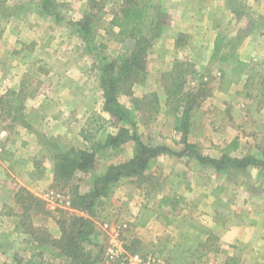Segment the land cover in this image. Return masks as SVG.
<instances>
[{
	"label": "rangeland",
	"instance_id": "rangeland-1",
	"mask_svg": "<svg viewBox=\"0 0 264 264\" xmlns=\"http://www.w3.org/2000/svg\"><path fill=\"white\" fill-rule=\"evenodd\" d=\"M37 1L0 0V122L6 131L0 159L4 156L10 160L7 164L0 162V194H8L12 185L16 191L24 181L42 195L48 206L27 214H22V209L18 212L2 206L1 210L11 212V217L6 226L0 222V264H23L28 255L22 249L23 239L59 237L61 222L74 215L93 221L91 243L84 241L82 246L92 254L100 250L96 264H119L118 260L105 259V250L115 234L125 252L157 254L170 264L172 252L168 249L176 240L177 230L224 229V202L197 201L195 191L211 179L226 183L233 192L238 182H253L263 169L249 166L241 172H212L198 161H191L186 170L187 159L176 152L184 150L185 143L181 132L174 131V117L180 114L176 109L180 112L186 102L194 100L185 134L186 142L194 146L191 150L219 157L226 145L236 140L232 156H261L264 0H153L160 21L159 34L148 49L144 74L128 93H120L118 100L130 110L134 130L145 143L164 145L174 151L169 148L171 152L162 153L165 162L157 163L159 155L154 157L141 177L122 178L107 202L100 208L92 207L91 213L71 206L75 194L89 191L94 178L109 164L128 160L133 154V141L124 143L116 153L110 148L98 149L93 169L77 172L67 181L49 178L52 149L89 145L82 131L86 135L95 134V141L116 131L97 119L106 114L102 110L99 84L101 59L112 61L123 44L131 48L133 41L125 38L120 42L100 28L96 41L89 45L91 52L85 53V43L73 23L87 11L88 0H52V14H43ZM118 3L119 0H98L97 7L105 10L106 21L118 9ZM218 33L224 36L222 54L235 50L249 63L246 73L225 89L219 79L218 61L210 59ZM22 61L24 71L19 75L16 68ZM48 70L52 73H47ZM187 90H191L188 98ZM42 95L46 99H42L40 109L35 99ZM25 158L23 164L18 162ZM176 168L180 170L176 175H182V185L189 187L185 188L188 191L179 189L186 192L184 199L170 202L166 210L163 206L152 207L151 199L161 190L171 188L173 182L167 176L161 184L162 176L175 175ZM155 169H158L156 176L148 178ZM55 191L64 194L69 204L64 201L55 205L52 197ZM48 200L55 208H50ZM137 209L139 213L134 219ZM245 217L252 218L247 212ZM18 230L23 232L19 234ZM209 237V245L218 238L213 232ZM194 238L187 236L177 251L190 245L188 241ZM44 259L51 264H79L68 258L45 255Z\"/></svg>",
	"mask_w": 264,
	"mask_h": 264
},
{
	"label": "trees",
	"instance_id": "trees-1",
	"mask_svg": "<svg viewBox=\"0 0 264 264\" xmlns=\"http://www.w3.org/2000/svg\"><path fill=\"white\" fill-rule=\"evenodd\" d=\"M36 3L43 14H52V0H38ZM87 3L88 9L81 20L73 23L85 43L83 48L85 53L91 52L89 45L96 41L100 28L120 42H123L125 38H130L133 41L131 48L123 44L112 61L101 59L99 84L102 92V110L108 117L98 116L97 119L116 128V131L107 133L103 140L97 141L94 139L95 134L86 135L82 131V136L89 145L82 148L55 147L52 149L53 180L67 181L77 172L87 173L93 169L98 149L110 148L113 153H116L124 143L133 141V154L128 160L109 164L103 172L94 178L89 191L75 194L71 206L82 212L91 213L92 207L100 208L107 202L108 197L122 178L141 177L154 157L171 152V150L164 145L145 143L134 130L135 123L130 119V110L118 100V95L122 92L128 93L130 87L137 83L144 74L148 49L159 34L160 21L154 1L119 0L118 9L112 12L107 21L104 17L105 10L97 7L98 0H88ZM96 8L97 11L94 12L93 10ZM102 22H106L105 25ZM223 41L224 36L216 34L210 59L218 61L219 79L224 85L222 88L225 89L246 73L249 63L242 59L235 50L222 54ZM189 95H191V90L185 92L187 98ZM193 101L186 102L180 112L176 109V112L180 114L174 117V130L181 132V139L185 143V149L180 154L188 152L200 164L215 172H241L249 166H254L263 169L262 173L264 174V148L261 150L260 157L251 154L232 156L231 151L237 148L236 140L229 142L219 157L205 156L191 150L194 146L186 142L185 134L189 121V110ZM97 131L98 128L95 129L96 133ZM14 199L22 209V214H27V211L30 210L38 212L48 206L41 198L23 186L17 188ZM25 229L27 230V228ZM92 233L93 221L91 218L74 215L69 220L61 222L59 237L33 236L28 238L27 244L23 248L28 255L23 264H51L50 260L44 259L45 255L54 259L68 258L79 264H96L100 259V250L98 249L97 253L92 254L82 246L84 241L91 243L90 235ZM180 244L182 245V243ZM178 247L179 243H175L169 260L170 264H184L183 258L190 253L191 246H186L187 248L184 247L181 251H177ZM127 248L130 252H134L131 246Z\"/></svg>",
	"mask_w": 264,
	"mask_h": 264
},
{
	"label": "crops",
	"instance_id": "crops-1",
	"mask_svg": "<svg viewBox=\"0 0 264 264\" xmlns=\"http://www.w3.org/2000/svg\"><path fill=\"white\" fill-rule=\"evenodd\" d=\"M5 35H7V32L4 34V36ZM23 66H24L23 61L21 63H18L16 72H18L19 75L21 74V72L24 71ZM1 72L3 74V70ZM47 73L51 74L52 72L48 70ZM10 75H11L10 72H8V77ZM45 97L46 96L42 95V98L41 96H38L35 99L37 100L36 101L37 105H40V109H41L42 99L43 98L46 99ZM31 101L32 102L30 105H33L34 101L33 100ZM57 103L58 101H56V104ZM25 105L29 106L27 102ZM27 114H29V111ZM103 116L106 118L108 117L107 114H103ZM170 149L173 150L174 148L173 149L170 148ZM182 151L183 149L176 150V152L178 153V155L181 156V158L185 157V159H187L186 160L187 163H184V165L186 164L184 168H186L187 170V167L189 166V162L191 161L195 162L197 160L193 159V157H191L188 154V152H183V154H180V152ZM165 157L166 156H164V154L159 155L157 157L156 162L157 163L158 161L165 162L166 161ZM26 159L27 158H25L24 160L22 159L18 160V162L23 164L24 162H26ZM0 160L1 163H5V164L10 162V160L8 158H5L4 156ZM157 171L158 169L149 172L148 178L151 179L153 178V176H156ZM175 171H174L175 175L172 173L169 175L164 174V176H162L161 184L164 182L167 176L173 178L172 179L173 182L171 188L164 191L161 190L160 194H158L157 196L151 199V202L153 203L152 207L153 205L155 207L163 206L162 208L166 210L165 208L170 202H178L179 200L184 199L186 192H182V191L180 192L179 189L182 188L184 189V191H188L189 189H185V188H189V187H185L182 185V181H181L182 175L181 176L176 175L179 173L177 171H180L179 168H176ZM255 171L257 173V170ZM259 173H260L259 178L253 180L255 184H253L252 181L249 182L248 184H245L243 182H238L236 184L237 186H234V188L236 187L235 190L234 191L233 189L231 190L233 192H230V190H228V185L226 183L220 181L215 182L214 180L208 179L204 187H199L195 191V199H197V201L200 202L207 201L209 204H211L212 202H224L226 206L225 217H224L225 220L224 229L177 230L178 234L175 238L176 240H174L172 244H170L168 251L172 252L175 243L176 244L184 243V241H186L187 236H194L195 238L193 240L188 241V244H190L188 246L189 247L191 246V248H189L190 253L186 254V257L183 258L182 260L184 264H264V174L262 172ZM49 178L50 180L53 179L52 172L50 173ZM20 185L26 187L29 191L34 193V195L38 196L39 198H43L42 195L38 194L32 188L26 185L24 181L20 182ZM13 186L14 185H12L11 189L8 190V194H3L2 196L0 194V222L4 226L9 224L8 219L11 217L10 214L11 212H6V210L2 211L1 210L2 206H6L8 208H15L18 212L21 209L19 205L15 203L14 195L16 191L13 188ZM156 191H159V189ZM237 192L239 193L238 195L236 194ZM245 212L250 213V217L252 218H246ZM138 213L139 211L137 209L136 212H134V219L138 216ZM162 216L164 219L170 222L169 217H167L164 214ZM212 232L217 234L218 238L215 239L216 242L213 245H209L210 244L209 236L212 234ZM19 234H21L20 231ZM26 240L27 239L22 240L23 241L22 249L27 244ZM199 243H203V244L198 245Z\"/></svg>",
	"mask_w": 264,
	"mask_h": 264
},
{
	"label": "built area",
	"instance_id": "built-area-1",
	"mask_svg": "<svg viewBox=\"0 0 264 264\" xmlns=\"http://www.w3.org/2000/svg\"><path fill=\"white\" fill-rule=\"evenodd\" d=\"M5 135L6 131L4 130L0 122V153L2 152ZM52 197H54L55 201L57 202L55 203V205H57L58 202L62 204L64 201L66 205L69 204L67 200H64V194H62L61 192L55 191L54 193H52ZM50 208H55L52 202L50 204ZM104 226L106 227L107 224H105ZM105 259L108 262L118 260L119 264H167L166 261L157 254L142 256L139 254H129L125 252L120 241L117 239V234H115L105 250Z\"/></svg>",
	"mask_w": 264,
	"mask_h": 264
}]
</instances>
